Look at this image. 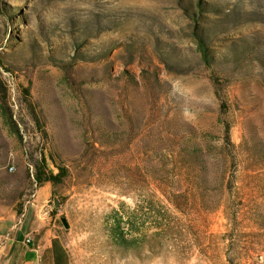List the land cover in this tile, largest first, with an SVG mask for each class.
<instances>
[{"label":"rangeland","instance_id":"374dc122","mask_svg":"<svg viewBox=\"0 0 264 264\" xmlns=\"http://www.w3.org/2000/svg\"><path fill=\"white\" fill-rule=\"evenodd\" d=\"M0 216L67 264H264V0H0Z\"/></svg>","mask_w":264,"mask_h":264},{"label":"crops","instance_id":"0c3cea01","mask_svg":"<svg viewBox=\"0 0 264 264\" xmlns=\"http://www.w3.org/2000/svg\"><path fill=\"white\" fill-rule=\"evenodd\" d=\"M31 234L37 235L35 248L23 240ZM57 235L47 220L20 226L16 216H0V264H67Z\"/></svg>","mask_w":264,"mask_h":264},{"label":"trees","instance_id":"16d2710c","mask_svg":"<svg viewBox=\"0 0 264 264\" xmlns=\"http://www.w3.org/2000/svg\"><path fill=\"white\" fill-rule=\"evenodd\" d=\"M206 53H205V57L208 59L209 58V54H208V51L205 50ZM225 137H226V143H227V148H223V150H226L227 152L224 153V158H225V161H226V158H227V161L226 162H229V154L233 153V151L235 150V145L233 144L232 140H231V137H230V131L227 130L225 132ZM55 166L57 167V169L59 170L58 173H54L51 169L47 168V165H43V168L46 169L48 171V174L47 176L45 175L44 172H42V168L40 165H38L37 167V176H36V181L38 183V185H43L44 183H52L53 185H58L60 183L63 182V180L68 176V170L66 167H63L61 165H58L57 163H55ZM180 166H179V165ZM195 160L194 158L192 157H180L178 163L176 162V165L179 166V169L180 170H186V174L189 175V172L191 169L195 168ZM178 176V174H171V176H168V179L171 180L170 181V186L172 187L171 191H164V194L166 195L167 197V200L169 201V203L177 210H181L182 209V206H184L186 203V199H185V196L183 195H180L179 193H177L176 189L173 188L174 185H176L177 183V179L176 177ZM167 179V180H168ZM156 180V179H155ZM162 180V179H161ZM162 183L166 184V181H163L162 180ZM203 204L204 206H208V210L210 212H215V211H218L221 206H222V199L214 202V203H210L211 201L210 200H207V196H204L203 195ZM165 209V208H164ZM171 216V214L165 209L164 211H160L157 216L154 218L155 219V227L157 228H160L163 226V223H166V221L168 220V218ZM146 221H143V235H149L148 232L146 231V229H148V227H146ZM122 232H120L121 234ZM157 234H159V232L157 231ZM156 233L153 234V235H157ZM123 235V234H121Z\"/></svg>","mask_w":264,"mask_h":264},{"label":"water","instance_id":"95a60500","mask_svg":"<svg viewBox=\"0 0 264 264\" xmlns=\"http://www.w3.org/2000/svg\"><path fill=\"white\" fill-rule=\"evenodd\" d=\"M62 221H63L64 226H65L67 229H69V228H70V224H69L68 220H67V219H63Z\"/></svg>","mask_w":264,"mask_h":264},{"label":"bare ground","instance_id":"6f19581e","mask_svg":"<svg viewBox=\"0 0 264 264\" xmlns=\"http://www.w3.org/2000/svg\"><path fill=\"white\" fill-rule=\"evenodd\" d=\"M29 239H32L33 243H35V238H33V237H29ZM27 242H28V240H27ZM28 243H29V242H28ZM33 243H29V245L32 246V245H34Z\"/></svg>","mask_w":264,"mask_h":264},{"label":"built area","instance_id":"2783aa9c","mask_svg":"<svg viewBox=\"0 0 264 264\" xmlns=\"http://www.w3.org/2000/svg\"><path fill=\"white\" fill-rule=\"evenodd\" d=\"M28 242H29V243H33L32 239H28Z\"/></svg>","mask_w":264,"mask_h":264}]
</instances>
